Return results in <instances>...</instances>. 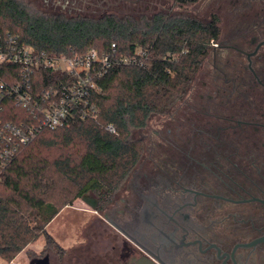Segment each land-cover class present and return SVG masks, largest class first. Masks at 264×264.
Wrapping results in <instances>:
<instances>
[{"label":"flooded vegetation","instance_id":"obj_1","mask_svg":"<svg viewBox=\"0 0 264 264\" xmlns=\"http://www.w3.org/2000/svg\"><path fill=\"white\" fill-rule=\"evenodd\" d=\"M152 1L25 3L67 18H94L96 11H101L98 17L139 18L147 16ZM214 1L220 9L223 0ZM230 3L238 6L237 0ZM240 6L264 12V0ZM163 7L153 13L164 14ZM250 26L245 40L211 43L207 56L220 61L225 52L233 56L234 77L226 78L221 69L224 81L210 84L204 102L190 106L202 118H196L195 129L172 136L170 146L145 143L122 194L90 189L80 196L95 207L89 206L84 241L73 253L45 241L39 250H21L25 264H137L142 259L152 264H264V18ZM240 72L249 76L236 83Z\"/></svg>","mask_w":264,"mask_h":264},{"label":"trees","instance_id":"obj_2","mask_svg":"<svg viewBox=\"0 0 264 264\" xmlns=\"http://www.w3.org/2000/svg\"><path fill=\"white\" fill-rule=\"evenodd\" d=\"M193 1L177 0L180 5ZM247 1L237 0V5ZM247 9L254 19L264 18L261 10ZM219 20L214 11L206 21L167 13L67 18L34 10L21 0H0V32L11 31L37 50L71 55L95 48L102 53L115 43L119 53L138 46L149 53L143 66H113L97 81L92 97L97 119L40 131L1 173L0 259L11 260L40 235L55 244L46 226L84 192H116L142 152L133 131L183 99L211 43L221 38ZM250 27L240 35L247 36ZM245 76L238 73L235 82L246 81ZM55 146L64 152L47 157L44 150ZM54 195L60 196L58 205L51 200Z\"/></svg>","mask_w":264,"mask_h":264},{"label":"built area","instance_id":"obj_3","mask_svg":"<svg viewBox=\"0 0 264 264\" xmlns=\"http://www.w3.org/2000/svg\"><path fill=\"white\" fill-rule=\"evenodd\" d=\"M148 57L139 46L119 53L115 43L102 53L50 54L0 32V177L40 131L97 119V81L113 66L140 67ZM105 128L115 132L112 124Z\"/></svg>","mask_w":264,"mask_h":264},{"label":"rangeland","instance_id":"obj_4","mask_svg":"<svg viewBox=\"0 0 264 264\" xmlns=\"http://www.w3.org/2000/svg\"><path fill=\"white\" fill-rule=\"evenodd\" d=\"M25 3V0H21ZM163 2V6L161 3ZM26 4V3H25ZM158 4L157 7H154ZM150 5L149 16L151 13L161 10L163 7L164 12L167 14H178L195 16L201 20H207L210 13L217 12L220 16L219 27L221 31V40L225 43H233L236 40L248 38L247 36H240L241 32H247L248 26L252 24L254 20V14L248 10L245 6L234 7L230 0H223L220 9L214 0H195L190 5L178 4L177 0H153ZM237 8H240L237 10ZM126 10V14L129 9ZM246 10V11H245ZM245 12V13H244ZM101 11H96L93 15L97 18ZM250 14V15H249ZM229 58V63L225 62V58ZM233 56L230 53L225 52L221 58L214 59L211 56H207L200 63L183 99L174 104L165 113L153 115L149 118L145 127L136 129L133 131L135 138L143 137L142 147L147 143L148 146H156V142L162 141L164 146H170L172 136L177 137L181 132L193 131L194 124H197L196 118H201L195 111L192 112L190 106L203 103L205 95L209 92V85L216 82L224 81V76H221V69L226 73V77L231 78L233 65ZM219 68V69H217ZM206 82V86L202 83ZM199 94H203L202 99ZM243 98V97H240ZM190 108V109H189ZM198 108V106H196ZM202 119V118H201ZM200 119V120H201ZM196 122V123H195ZM169 133V134H168ZM169 137V138H168ZM170 139V140H169ZM169 140V141H168ZM175 144H173L174 146ZM64 149H60L59 146L47 148L44 150V154L49 158L58 156ZM126 181V179L124 180ZM116 189V194H122V188L124 182ZM51 200L54 203L61 202L60 196L54 195ZM92 209L80 197L75 198L71 204L62 206L58 214L52 219V221L46 226V230L56 243H59L64 251L73 253V247L80 241H84L85 231L88 227V222ZM45 237L40 235L37 239L30 242L23 249L39 250L45 244ZM23 252H18L11 260L0 259V264H25L26 259L22 256Z\"/></svg>","mask_w":264,"mask_h":264},{"label":"water","instance_id":"obj_5","mask_svg":"<svg viewBox=\"0 0 264 264\" xmlns=\"http://www.w3.org/2000/svg\"><path fill=\"white\" fill-rule=\"evenodd\" d=\"M213 66H214V59H213ZM216 67V66H215ZM217 68V67H216ZM217 69H219V68H217ZM220 70V69H219ZM221 71V70H220ZM227 78V77H226ZM82 200H84V198H82ZM85 201V200H84ZM86 202V201H85ZM89 206L91 207V208H94L95 206L93 205V204H89ZM137 264H152V263H150L149 261H147V260H145V259H142V260H140Z\"/></svg>","mask_w":264,"mask_h":264}]
</instances>
